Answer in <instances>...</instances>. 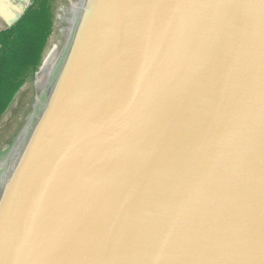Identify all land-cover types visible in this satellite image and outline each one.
<instances>
[{
    "label": "water",
    "instance_id": "obj_1",
    "mask_svg": "<svg viewBox=\"0 0 264 264\" xmlns=\"http://www.w3.org/2000/svg\"><path fill=\"white\" fill-rule=\"evenodd\" d=\"M67 1L0 158V264H264V0Z\"/></svg>",
    "mask_w": 264,
    "mask_h": 264
},
{
    "label": "trees",
    "instance_id": "obj_2",
    "mask_svg": "<svg viewBox=\"0 0 264 264\" xmlns=\"http://www.w3.org/2000/svg\"><path fill=\"white\" fill-rule=\"evenodd\" d=\"M54 0H33L21 19L0 32V121L20 89L39 74L53 33Z\"/></svg>",
    "mask_w": 264,
    "mask_h": 264
},
{
    "label": "flooded vegetation",
    "instance_id": "obj_3",
    "mask_svg": "<svg viewBox=\"0 0 264 264\" xmlns=\"http://www.w3.org/2000/svg\"><path fill=\"white\" fill-rule=\"evenodd\" d=\"M67 6V0H54V11L56 10V7H64V9H66ZM54 58L52 59L50 55L48 64H44L42 73H44L45 71L48 72L50 70L53 65L52 63L54 62ZM35 97L36 91L34 86L25 88V90L21 93L13 106L10 108L11 110L9 111V113L5 115L3 121L0 124V158L5 155L8 150L7 148L12 146L14 140L16 139L22 126L24 125L25 120L32 112Z\"/></svg>",
    "mask_w": 264,
    "mask_h": 264
},
{
    "label": "crops",
    "instance_id": "obj_4",
    "mask_svg": "<svg viewBox=\"0 0 264 264\" xmlns=\"http://www.w3.org/2000/svg\"><path fill=\"white\" fill-rule=\"evenodd\" d=\"M21 13L22 12L18 13V16H17L16 10L12 9L8 5V0H0V24H4L7 26L4 28H1L0 32L2 30L7 29L10 24H13L18 19V17L21 15Z\"/></svg>",
    "mask_w": 264,
    "mask_h": 264
},
{
    "label": "rangeland",
    "instance_id": "obj_5",
    "mask_svg": "<svg viewBox=\"0 0 264 264\" xmlns=\"http://www.w3.org/2000/svg\"><path fill=\"white\" fill-rule=\"evenodd\" d=\"M28 2H29V0H8V5L12 8V9H14V10H16V15L18 16V13H20V12H23V10L25 9V7H26V5L28 4ZM65 7V6H64ZM64 7H62V9L64 8ZM57 10V9H56ZM61 11V10H60ZM15 15V16H16ZM4 27H7L6 25H4V24H0V29L1 28H4ZM50 51V50H49ZM47 52V54H46V57H45V62L47 63L48 62V59H49V57H50V52ZM32 86H34L33 85V83L32 82H29L28 83V85H26V88H28V87H32ZM14 103H15V101H14ZM13 103V104H14ZM13 104L11 105V107L13 106ZM10 107V108H11ZM9 108V110L7 111V113L6 114H8L9 113V111L11 110Z\"/></svg>",
    "mask_w": 264,
    "mask_h": 264
},
{
    "label": "bare ground",
    "instance_id": "obj_6",
    "mask_svg": "<svg viewBox=\"0 0 264 264\" xmlns=\"http://www.w3.org/2000/svg\"><path fill=\"white\" fill-rule=\"evenodd\" d=\"M51 54V57H52V59L55 57V55H56V52H57V47L55 46V47H53L52 49H50V51H49ZM49 60V59H48ZM48 64V62L46 63L45 62V65H47ZM51 64V63H50ZM53 64V63H52ZM47 67V66H46Z\"/></svg>",
    "mask_w": 264,
    "mask_h": 264
}]
</instances>
